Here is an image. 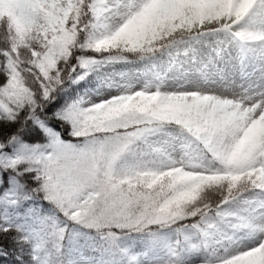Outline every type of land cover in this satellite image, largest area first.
Returning <instances> with one entry per match:
<instances>
[{
  "label": "snow or ice",
  "instance_id": "6c2138e0",
  "mask_svg": "<svg viewBox=\"0 0 264 264\" xmlns=\"http://www.w3.org/2000/svg\"><path fill=\"white\" fill-rule=\"evenodd\" d=\"M0 264H264V0H0Z\"/></svg>",
  "mask_w": 264,
  "mask_h": 264
},
{
  "label": "rangeland",
  "instance_id": "374dc122",
  "mask_svg": "<svg viewBox=\"0 0 264 264\" xmlns=\"http://www.w3.org/2000/svg\"><path fill=\"white\" fill-rule=\"evenodd\" d=\"M117 68H119L120 66L119 65H116Z\"/></svg>",
  "mask_w": 264,
  "mask_h": 264
},
{
  "label": "trees",
  "instance_id": "16d2710c",
  "mask_svg": "<svg viewBox=\"0 0 264 264\" xmlns=\"http://www.w3.org/2000/svg\"><path fill=\"white\" fill-rule=\"evenodd\" d=\"M57 127H58V125H57ZM31 142V141H30Z\"/></svg>",
  "mask_w": 264,
  "mask_h": 264
}]
</instances>
